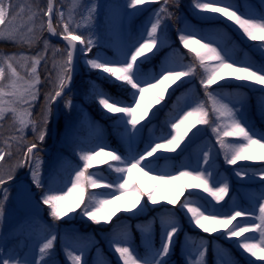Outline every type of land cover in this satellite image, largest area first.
I'll return each mask as SVG.
<instances>
[{"label": "snow or ice", "instance_id": "1", "mask_svg": "<svg viewBox=\"0 0 264 264\" xmlns=\"http://www.w3.org/2000/svg\"><path fill=\"white\" fill-rule=\"evenodd\" d=\"M152 4L159 7L152 10L145 31L120 57L111 59L98 54L87 58L97 47L93 31L97 11L95 3L72 0L65 9L62 0L60 3L47 0L43 6L37 0H30L27 4L17 3V0H0V41L24 45L29 49L26 52L0 53V221L4 219L5 203L9 197L5 185L16 180L20 168L27 167L32 183L41 190L39 202L47 206L53 222L80 210L82 217L95 224H110L120 212H132L139 208L143 213L149 204L162 202L173 206L160 217L159 246L150 243L144 255H140L127 239V231L114 235V250L122 264H169L167 258L182 231L176 218V205L194 228L208 234L220 233L226 240L236 238V247L249 254L248 264H255L251 259L253 257L264 261V190L251 208L222 204L229 197L230 184L227 176L215 171L216 159L211 148L202 153V163L208 167H201L197 161L196 166H182L177 173L151 174L156 171L154 165L157 161L172 159L164 156L163 152L175 153L180 149L182 153L187 150L201 135L198 126H206L215 136L224 164L240 165L233 167V174L248 179L258 175L264 185V131L257 132L249 125L244 112L226 103L223 95L224 89L233 81L247 82L237 87L260 86L258 90L262 98L259 103L264 113V63L257 66L250 61L238 60L227 47L217 46L215 40L205 42V36L201 35L198 39L197 33L184 29L180 30L178 39L183 48L192 54L191 62L185 64L181 60L166 64L157 73H145L142 66L151 58L148 54L155 55L166 44L165 21L175 15L170 8L178 6V0H128L126 7L140 12ZM192 6L206 19L219 20L223 17V23L232 22L230 27L248 40L261 42L257 47L264 54V11L256 14L241 8L233 0H193ZM81 8L83 11H78ZM45 33L61 39L63 47L51 44ZM33 47L38 48L34 53L31 52ZM78 54L86 58L85 63L91 70L116 83L127 94V99H121L97 89L93 91V98L106 115L116 117L117 127L122 128L129 139L143 134L147 125L142 122L149 120L150 114L155 118L153 109L165 100L169 89L178 81L182 82L178 87H182L183 83H190L199 77L203 98L193 97L190 103L175 111L160 134L149 137L143 151L124 155L115 149L106 150L107 145L102 143L82 149L70 178L58 186L43 180V160L39 150L48 134L57 101L61 100L66 107L72 106L67 92ZM42 64L44 80L40 72ZM221 81L224 83L221 84ZM44 83L49 88L43 92L40 112L34 114ZM216 85L219 88H214ZM239 103L243 106V101ZM5 120L11 124L8 135H3ZM29 130L33 134L32 140L27 139ZM240 162L259 163L261 166L249 176L251 165ZM103 165L108 166L109 172L117 174L115 180L106 181L101 168ZM134 170L153 183L145 187L141 180L134 179ZM165 186L168 194H161ZM102 188L109 191H96ZM125 197H130V201L120 203ZM145 197L146 202L142 205ZM216 204L227 211L217 210ZM56 240L57 235L49 233L39 246V259L24 261L23 264H54L51 256ZM207 251V244H199L195 252L190 253L191 264H207ZM67 256L71 264H81L82 254L69 251ZM0 264L21 262L7 258L0 259ZM219 264L234 262L222 257Z\"/></svg>", "mask_w": 264, "mask_h": 264}, {"label": "rangeland", "instance_id": "2", "mask_svg": "<svg viewBox=\"0 0 264 264\" xmlns=\"http://www.w3.org/2000/svg\"><path fill=\"white\" fill-rule=\"evenodd\" d=\"M29 2L30 0H17V3L21 4H27ZM37 2L40 6L46 4V0H37ZM60 2L61 0H57V3ZM62 2L64 3L65 9H67L71 5L72 0H62ZM233 2L241 8L248 10H250L251 7L256 8L257 4V0H252V2L251 0H233ZM86 3H95L97 6L93 27V31L95 32L94 38L97 40V47L93 48L92 53H89L87 58H94L97 54L101 57L111 59L120 57L121 53L134 44L139 38V35L145 31V26L149 22L152 10L159 7L158 4L155 6L152 4L145 6L147 10L136 12L126 7L128 0H86ZM192 4L193 1L178 0V6L173 5L170 8V11L174 12L175 15L165 21L167 24L165 33L166 44L159 52H156L155 55L152 53L148 54L151 58L142 66L145 73H157L166 64L170 65L181 60L185 64L190 63L192 54L188 53V50L183 48L178 39L180 30L184 29L197 33L198 35L196 38L198 39L201 35L205 36L207 38L205 42L215 40L217 46L227 47L234 58L238 60L250 61L257 66H259L260 63H264V54H262L257 47L261 42L248 40L245 36L241 35L240 32L236 31L234 27H230L232 22L223 23L222 21L225 19L223 17L219 20L206 19L203 14H199L198 10L193 8ZM189 9H191L192 13L196 14V18L191 16ZM78 11H83V8ZM252 12L259 14L261 11L254 10ZM51 44L59 46L52 42ZM37 50L38 48L33 47L31 52L34 53ZM26 51H29V49L27 46L23 45L21 48L9 52L0 49V53L5 54ZM181 53L184 55L181 56ZM48 55L50 58L51 50H49ZM156 56L157 59L153 60ZM186 58L188 59L186 60ZM85 59V57L81 56L80 64L85 80L90 83L89 96L80 101L83 94H75L76 98H71L73 102L71 107H66L64 103H61L60 119L64 118V121L61 125V132H58L56 137L54 147L51 148L48 145L51 144L52 119L48 125L46 139L40 145L42 147H48V151H50L47 157L39 155L43 160V180L47 181L54 176L55 179L59 181L58 186H62L70 178L73 168H75L76 164L79 162L78 157L81 150L74 151L73 157L71 155H64L63 151L67 149L71 141L78 139L84 141V135H97L99 137L103 135V124H100L101 126L93 124L92 115L87 107L89 102L92 101L95 103L98 110L109 120V125L113 124V139L118 145V148H115V150H118L120 154L127 155L143 151L149 137L158 136L160 134V123L158 119L159 110L164 108L167 100L177 89L185 85V87H183L185 89L179 94V99L183 104L182 108L190 103L197 93H200L201 98H203V89L199 85V77L191 80L190 83H183L182 87H178V85L182 83L178 81L177 85H173L172 88L169 89V94L166 96L165 100L153 109L156 116L153 118L150 114L149 120L151 123H149V120L142 122L147 125L143 134L129 139L123 129L117 127L115 123L116 117L112 114L106 115L105 110H102V106H99L93 98L94 90L102 89L109 92L105 86L107 83L113 82L111 80H105L96 70H91L86 65ZM49 62L51 63L50 59ZM21 71L23 70L21 69ZM220 83L223 84L224 81ZM240 84H247V82L233 81L230 85L237 86ZM259 87L260 86L242 88L252 91L253 95L251 94V98L254 102H260L262 94L258 90ZM214 88H219V85L214 86ZM173 89H175V91H173ZM223 95L226 103H231L236 106L237 109L244 112L247 117L243 106L239 103L243 101L244 105V100L246 101L247 99L243 97L236 99L233 97V93L227 90H224ZM127 98L126 95V99ZM261 120L264 122V117H261ZM3 123V135H8L11 129L10 121L5 120ZM248 123L257 132L264 131V129L254 126L249 118ZM82 127L87 129L85 131L86 134L83 132L84 129ZM198 127L201 129V135L196 142L203 139V141L199 143V148L193 149L192 144L182 153L180 149L175 153L163 152L164 156H170L172 159H160L157 161L154 165L156 171H153L151 174L157 175L164 172L177 173L181 170L182 166H188L189 168L196 166L197 161L200 162L201 167H208L202 163V153L204 150L211 148L212 154L216 159L215 171L227 176L230 184L229 197H226L225 201L221 203L251 208L255 205L256 198L259 196L260 192L264 190V185H262L258 175L254 176L252 179L235 176L232 169L240 165L229 166L224 164L223 156L218 151L219 145L215 144V136L211 133L210 129H206V126ZM193 131L196 130L194 129ZM28 135H31V137ZM27 139H33V134L30 130L27 132ZM98 143L107 145L102 138H99L96 144ZM185 143H187V141ZM181 147L183 148V145ZM106 150H113V148L107 145ZM187 151L189 152V156H187L186 159L187 165H177L176 158ZM246 163L251 165L249 176H252L253 172L261 166L259 163L240 162V164ZM107 167V165L101 166L106 181L110 182L117 178V174L114 171L109 172ZM26 168L27 167L20 168L17 171V177L24 173ZM133 177L134 179L141 180L145 187L153 183V181L148 180L146 177H140L139 173L135 170L133 171ZM6 188L9 190V197L5 203L4 219L0 221V259L12 258L15 261H20L21 264H23L24 261L39 259V246L49 233H55L57 235L55 247L51 256L54 264H71L67 256V252L69 251H73L77 255L82 254L81 264H122V261L119 260L118 253L114 250V235L117 232L127 231V239L131 241L132 246L140 255H144L150 243L157 247L159 246L161 236L160 217L162 213L173 208V206L167 205L164 202L158 205L149 204L143 213L140 212L139 208L134 209L132 212H120L113 218L110 224L101 223L99 225L82 217L80 215V210H77L76 213L70 214L69 217H65L59 222H53L48 214L47 206L39 202L41 190L37 189L32 183L30 173L26 179L17 183H11L7 185ZM96 191L106 192L109 191V189L102 188ZM161 194H168L167 186L162 189ZM185 195L187 196V193ZM201 195L206 196V194L203 193ZM130 199V197H125L120 203H127ZM146 199L145 197V201H142V205L146 202ZM183 199L184 198H182V200ZM208 199L211 200L210 197ZM212 204H215V201H212ZM216 209L227 211V209H221L220 204H216ZM175 210L177 211L176 218L181 225L182 231L178 234L171 254L167 258L169 264H173V259H171V257L175 252L178 253L183 264H191L192 255H190V253H194L195 248L201 243L207 244V264H209L207 258L210 253L212 254V264H219L222 257L232 260L234 264H248L249 254L244 253L236 247L234 243L236 238L226 240L220 233H204L199 228H194L187 216L178 211L179 205L175 206ZM141 249H144V252L141 251ZM251 259L255 261V264H264V261L256 260L254 257Z\"/></svg>", "mask_w": 264, "mask_h": 264}, {"label": "trees", "instance_id": "3", "mask_svg": "<svg viewBox=\"0 0 264 264\" xmlns=\"http://www.w3.org/2000/svg\"><path fill=\"white\" fill-rule=\"evenodd\" d=\"M189 1H193V0H189ZM256 7L260 11H263L264 10V2H262V0H257ZM252 10H254V9H252ZM0 47L8 49V50L16 48L14 45H11L9 43H0ZM40 72H41V78H42V80H44L45 79V72H44V70H40ZM107 87L111 88L110 93L113 94V96H117L121 99H123L122 95L126 94L117 85H109ZM48 88H49V85L47 83H44L42 85L41 89L43 92H45L48 90ZM88 88H89L88 83L84 82L81 85H79L78 91L81 94H83V96H84V95H87V93H89ZM224 90L232 92L233 97L236 99H238L240 97L247 99L246 101L244 100L245 103H244L243 107H244L245 111L247 112L249 119L251 120V122L255 126L259 125L261 128H264V122L260 119L262 117V113L257 110V108H259V107L256 106V102H254V100L251 98V94H252L251 91H249L245 88H242V87H237L235 85H228ZM114 91H117V95H116V93H114ZM197 98H201L200 94H197ZM174 101H175V96H172V98H170L166 108L160 112V117H159L160 120H165L168 116L174 114V112L179 109L181 103H178V105L175 106ZM41 104H43V95L39 100L38 108H36L35 113L40 112V105ZM88 107L90 108L91 112L93 113L94 122L96 124H99V125L103 124L104 130L106 131L105 136L107 138V143L111 145L113 143L112 132H111L109 126L107 125L106 120L104 119L102 112L98 110V108L96 107L94 102H90L88 104ZM59 130L61 132V127L59 128ZM96 140H97L96 137L92 138L91 136H88L87 140L85 142L74 140L70 144L69 148L67 150H65L66 152L65 151H63V152H65V154L70 153L72 155L73 152L78 148V146L81 148H84L86 146L90 147L96 143ZM117 146L118 145H116V144L113 145V147H117ZM89 147H86V148H89ZM185 159H186V154L180 155L178 158H176V164L177 165L186 164ZM45 182L46 183L51 182V183H54L56 185L59 184V181H57L55 178H51ZM141 251H144V249H142ZM171 259H173V264H181L182 263L180 257H178L177 254L173 255L171 257Z\"/></svg>", "mask_w": 264, "mask_h": 264}, {"label": "water", "instance_id": "4", "mask_svg": "<svg viewBox=\"0 0 264 264\" xmlns=\"http://www.w3.org/2000/svg\"><path fill=\"white\" fill-rule=\"evenodd\" d=\"M54 38H57V39H59L58 37H54ZM75 64H76V67H75V71H74V73H73V78H74V76H75V74L77 73V72H80V65L78 64V55H77V58H76V62H75ZM72 86H73V80H72V83H71V86H70V89L72 88ZM70 91V90H69ZM68 91V92H69ZM67 92V93H68ZM60 101L61 100H58L57 101V104L54 106V120H53V125H52V128H53V133H52V142H54V140H55V135H56V124H57V120H58V111H59V103H60ZM40 151H42V152H45V149H42V148H40ZM29 172V169L27 170V173ZM26 173V174H27ZM26 174H24L23 176H21L20 178H22V177H24V176H26ZM17 180H19V179H16V180H14V181H17Z\"/></svg>", "mask_w": 264, "mask_h": 264}]
</instances>
